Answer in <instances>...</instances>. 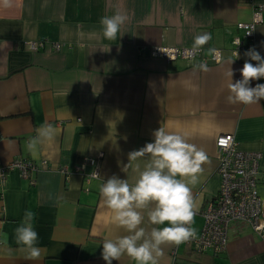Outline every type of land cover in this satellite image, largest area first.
<instances>
[{"label":"crops","instance_id":"0c3cea01","mask_svg":"<svg viewBox=\"0 0 264 264\" xmlns=\"http://www.w3.org/2000/svg\"><path fill=\"white\" fill-rule=\"evenodd\" d=\"M255 10L264 14V0H12L8 8L0 2V170L16 159L37 166L28 178L17 168L0 175V264H106L102 242L127 233L110 222L99 186L113 175L133 182L136 164L143 168L147 157L128 161V153L151 142L159 127L183 134L208 157L199 182L190 185L197 232L221 184L220 134H234L243 151L260 152L257 193L264 197V100L229 103L228 64L207 52L216 48L225 61L235 59L232 41L245 39L237 24L249 23ZM117 11L129 19L116 40H105L100 19ZM255 28L229 65L233 82L241 79L249 48L264 57V23ZM203 33L211 39L201 57L153 53L191 48ZM201 60L208 72L193 71ZM257 83L264 78L250 86ZM47 124L55 138L28 151V139ZM26 210L35 213L38 259L15 241ZM141 227L152 226L145 220ZM228 230L222 253L165 245L159 264H264V235L243 222ZM112 264L135 262L123 256Z\"/></svg>","mask_w":264,"mask_h":264},{"label":"clouds","instance_id":"9594fccd","mask_svg":"<svg viewBox=\"0 0 264 264\" xmlns=\"http://www.w3.org/2000/svg\"><path fill=\"white\" fill-rule=\"evenodd\" d=\"M0 2L5 8L12 6V0ZM128 19L127 14L119 11L101 17L99 23L103 39L116 40L121 26ZM255 23H264V14L256 12ZM255 29L253 26L248 33ZM210 39V33L195 36L189 55L193 58L198 55ZM207 52L217 64H228L229 95L226 99L229 103L250 105L264 100V83L250 86L251 81L264 78V57L255 48H249L244 53L249 59L239 70L241 79L235 82L232 81L234 71L229 65L240 54L235 51L236 58L225 61L220 50L209 48ZM193 71L208 72L209 68L206 62H200L194 64ZM55 135L52 125H42L37 129V135L28 139L26 148L35 153L39 144L53 140ZM152 136L151 142L128 153V161L147 157L143 168L136 164L133 182L113 175L99 186L102 203L111 213L110 222L127 233L102 242L101 257L106 264L119 261L123 256L135 264H159V258L163 256L162 246H179L197 236L196 229L192 227L196 204L190 185L195 186L199 182L202 165L207 163L208 157L202 149L189 143L183 134L159 127ZM93 175L99 178L97 173ZM34 218L35 213L26 210L14 230L16 243L30 259H38L41 255L40 248L36 246L39 236ZM145 220L152 226L150 230L141 227Z\"/></svg>","mask_w":264,"mask_h":264},{"label":"built area","instance_id":"2783aa9c","mask_svg":"<svg viewBox=\"0 0 264 264\" xmlns=\"http://www.w3.org/2000/svg\"><path fill=\"white\" fill-rule=\"evenodd\" d=\"M256 12L260 11L255 10ZM254 16L249 23L239 22L237 24L238 28L244 30L243 36L246 40H249L253 33V31L250 34L248 32L253 26L258 25V23L254 24ZM245 39L238 37L232 41L233 46H236L235 51L239 50L242 43H245ZM29 46L34 49L36 45L30 43ZM59 47L60 44H55L56 49ZM190 51L191 48L184 47H156L153 53L165 58L173 59L182 56L192 60L193 57L189 55ZM201 52L194 58L201 57ZM210 59L215 62L212 56ZM215 145L218 162L216 170L220 177V188L207 201L206 208L201 212L205 223L197 232L196 238L184 244L192 246L199 252L210 250L214 253H222L228 243V229L233 223L243 222L257 235H264V197L257 193L260 152L241 150L235 141L234 134L229 133L220 134ZM16 168L23 177L28 178L30 171L36 170L37 166L32 161L16 159L4 166V169L0 170V175L3 177L4 173H7L6 170ZM80 168L79 165L77 170Z\"/></svg>","mask_w":264,"mask_h":264}]
</instances>
